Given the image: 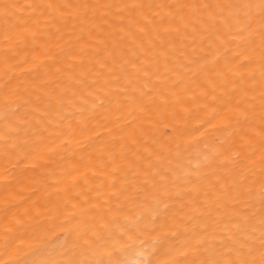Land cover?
Returning <instances> with one entry per match:
<instances>
[{
  "label": "bare ground",
  "instance_id": "6f19581e",
  "mask_svg": "<svg viewBox=\"0 0 264 264\" xmlns=\"http://www.w3.org/2000/svg\"><path fill=\"white\" fill-rule=\"evenodd\" d=\"M0 264H264V0H0Z\"/></svg>",
  "mask_w": 264,
  "mask_h": 264
}]
</instances>
